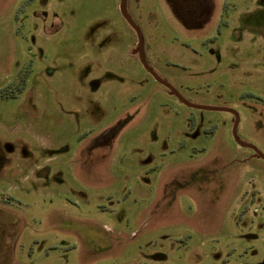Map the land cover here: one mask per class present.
Wrapping results in <instances>:
<instances>
[{"label": "rangeland", "instance_id": "374dc122", "mask_svg": "<svg viewBox=\"0 0 264 264\" xmlns=\"http://www.w3.org/2000/svg\"><path fill=\"white\" fill-rule=\"evenodd\" d=\"M122 2L0 0V264H264V160ZM128 12L264 154V0Z\"/></svg>", "mask_w": 264, "mask_h": 264}, {"label": "water", "instance_id": "95a60500", "mask_svg": "<svg viewBox=\"0 0 264 264\" xmlns=\"http://www.w3.org/2000/svg\"><path fill=\"white\" fill-rule=\"evenodd\" d=\"M122 13L124 15V17L132 24V26L135 28L137 34H138V38H139V52H140V57H141V60H142V63L144 64L146 70L159 82L161 83L162 85H164L165 87L168 88V90L174 94L175 96H177L182 102H184L187 106L189 107H192V108H196V109H204V110H216V111H230V112H233L236 114L237 116V120H236V124H235V127H234V138L238 141V144H240L241 146L243 147H248V148H251L253 149L256 154L262 158L264 160V154H262L260 152V150L256 147V146H253V145H250V144H246L244 142H242L240 140V137L238 135V132H237V129H238V125H239V121H240V118L238 116V114L230 109V108H221V107H202V106H197V105H194V104H191L189 103L188 101H186L182 96L181 94L176 90V88H174L171 84L167 83L165 80H163L151 67L150 65L148 64L147 62V59H146V56H145V52H144V48H145V42H144V37H143V34L140 30V28L136 25V23L132 20L129 12H128V0H123L122 2Z\"/></svg>", "mask_w": 264, "mask_h": 264}, {"label": "flooded vegetation", "instance_id": "af4514ba", "mask_svg": "<svg viewBox=\"0 0 264 264\" xmlns=\"http://www.w3.org/2000/svg\"><path fill=\"white\" fill-rule=\"evenodd\" d=\"M139 54H140V52H139ZM231 109V108H230ZM232 110H234V109H232ZM237 114H238V112L236 111V110H234ZM226 112H228V113H230V114H232L233 115V117H234V127H235V124H236V120H237V116H236V114L235 113H233V112H230V111H226ZM238 116H239V118H240V115L238 114ZM240 122V121H239ZM233 131H234V128H233ZM241 140V139H240ZM235 141L236 142H238L236 139H235ZM242 141V140H241ZM242 142H244V141H242ZM253 150V149H252ZM254 151V150H253ZM253 157H258V158H260L257 154H256V152L254 151V154H253ZM262 159V158H261Z\"/></svg>", "mask_w": 264, "mask_h": 264}]
</instances>
